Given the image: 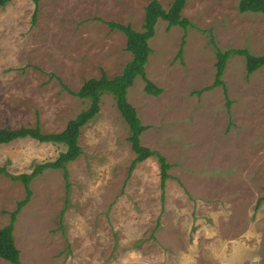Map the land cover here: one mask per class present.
Instances as JSON below:
<instances>
[{
  "label": "rangeland",
  "instance_id": "1",
  "mask_svg": "<svg viewBox=\"0 0 264 264\" xmlns=\"http://www.w3.org/2000/svg\"><path fill=\"white\" fill-rule=\"evenodd\" d=\"M37 1L35 20L34 0L0 6V129L39 123L55 134L90 105L65 87L119 75L132 60L125 34L104 22L140 31L153 0ZM158 1L169 10L174 0ZM240 1L189 0L186 29L159 20L145 71L162 92L147 94L142 77L127 91L148 127L141 145L171 165L165 190L157 155L130 171L129 126L105 94L81 129V156L66 165L69 187L62 169L32 181L14 228L20 264H264V67L247 75L233 56L227 94L201 91L216 79L217 49L264 55V14L240 13ZM66 150L17 139L0 145V168L30 174ZM25 196L0 175V228Z\"/></svg>",
  "mask_w": 264,
  "mask_h": 264
},
{
  "label": "trees",
  "instance_id": "2",
  "mask_svg": "<svg viewBox=\"0 0 264 264\" xmlns=\"http://www.w3.org/2000/svg\"><path fill=\"white\" fill-rule=\"evenodd\" d=\"M10 1L0 0V6H5ZM34 1L36 2V8L33 14V19L35 20L38 12V1ZM188 1L174 0L169 10H165L158 0H153L145 9L144 24L140 31L135 30L130 25H124L122 23L104 22L111 31L118 30L125 34L126 50L131 53L132 60L125 65L122 73L119 75L109 77L105 71H102L99 78L86 80L78 91H72L65 87L70 94L89 101L90 105L76 119L69 121L64 131L55 134H43L39 123L34 128L0 129V145L8 144L17 139L32 138L40 143L64 144L67 146L66 152H62L55 161L36 166L30 174L15 176L9 174L5 167L0 168V175H5L13 181L21 182L25 187L26 193L25 198L18 202L17 208L9 213V224L0 228V258L11 264H20V250L15 244L14 228L17 216L32 197L31 183L46 169H62L65 174L64 177L67 187H69L66 165L81 156L82 150L78 145L81 129L96 117L100 109L101 98L105 94L113 96L117 109L129 126L128 140L134 152L137 154V158L134 160L130 171H133L137 163L157 155L161 164V186L162 189L165 188V181L171 178L168 173L171 165L167 163L166 158L162 154L156 153L141 145L140 137L148 127L142 124L136 109L128 102L127 91L137 77H142L146 82L145 92L153 96L160 95L162 90L146 78L145 65L152 53L149 42L155 36L156 26L159 20L166 21L169 28L179 26L186 29L190 26V21L182 17V11ZM239 11L240 13L253 12L264 14V0H241L239 2ZM211 42L216 47L213 39H211ZM233 56H243L245 58L247 75H251L264 67V55H252L247 49H229L227 51L217 49L216 79L210 87L201 90L202 92L221 86L224 88L225 94H227L222 76L228 60ZM201 91L198 93H202ZM227 104L230 105L231 102L227 101ZM162 199H164L163 194Z\"/></svg>",
  "mask_w": 264,
  "mask_h": 264
}]
</instances>
